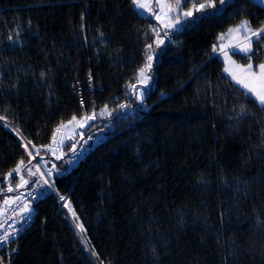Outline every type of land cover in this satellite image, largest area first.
I'll list each match as a JSON object with an SVG mask.
<instances>
[{
  "label": "trees",
  "instance_id": "16d2710c",
  "mask_svg": "<svg viewBox=\"0 0 264 264\" xmlns=\"http://www.w3.org/2000/svg\"><path fill=\"white\" fill-rule=\"evenodd\" d=\"M245 17L259 27L264 8L233 0L155 51L156 21L132 0H0V182L21 160L27 175L30 151L73 116L111 111L82 132L101 133L91 150L53 182L89 250L50 195L11 264H264V110L213 50ZM148 43L153 85L141 107L119 111L134 100ZM253 48L252 63L264 62V43Z\"/></svg>",
  "mask_w": 264,
  "mask_h": 264
},
{
  "label": "snow or ice",
  "instance_id": "6c2138e0",
  "mask_svg": "<svg viewBox=\"0 0 264 264\" xmlns=\"http://www.w3.org/2000/svg\"><path fill=\"white\" fill-rule=\"evenodd\" d=\"M157 2L161 6L163 15L168 17L169 22H164L163 20L161 21L163 23V27L166 29H176L177 25L195 24L200 18L221 15L223 14L227 6L233 4V0H157ZM189 2H191L190 7L188 6ZM259 3L264 5V0H259ZM132 4L138 9L147 7L143 0H132ZM170 13H176V15L173 17L169 15ZM157 19H161V17L157 16ZM153 32L157 36H159L158 29L153 28ZM232 34H236L242 37L241 42L232 45L233 55L243 54V57L249 61V63H247L246 65L237 66L240 69L239 75H237L236 73H232V78L236 81L237 84H239L243 89L246 90L244 94L247 95L253 103L258 104L259 107L264 110V62L258 63L256 65L252 63L253 57L255 55L253 45L264 43V23H262L259 27H253L251 19L247 17L242 18L234 27L228 29V35ZM221 35L222 37L224 36V34ZM164 36H168V32H165ZM9 39H12V37L9 36ZM163 42L164 41L162 39H159L156 42V46L159 47ZM146 47L148 50H150L149 54L147 55V63L138 70L139 78L145 86L151 79L150 75H148V71L152 68L153 56L151 54V51H154L151 43H148ZM213 50L215 51V47ZM226 71H228V69H226ZM41 75L43 76V73ZM144 95L145 93L138 92L137 100H140V102L142 103ZM128 107H130V105H120L121 110ZM101 111H107V106H105V108ZM4 119V116H0V120ZM76 119V116L72 117V121H76ZM94 119L95 113H93L92 115H84L79 121V126L84 127L89 121ZM72 121H69V123H72ZM61 127H64V125H61ZM53 139H55V134L53 136ZM28 143L31 142L29 141ZM61 143H63V141H61ZM74 147L75 145H73V148ZM23 166L24 161L21 160L14 169V172L20 173ZM47 175L51 176L52 173L48 172ZM12 176L13 172H9L8 177L11 178ZM44 182L48 183L47 180H45ZM27 183L28 181H23V184ZM21 186L22 185H17V188ZM50 187H54V185H50ZM13 190L14 189L11 186L8 188L9 192ZM60 199L64 200L65 198L61 196ZM8 203L9 199H5L4 204L7 205ZM73 216H75L74 212ZM77 227L79 228L80 232L84 234L82 235L81 239L85 244V250L88 251V244L90 242L87 240L86 230L82 224H78ZM12 242H14V237L12 234L5 232L3 235H0V244ZM91 251L92 254L97 255L94 249Z\"/></svg>",
  "mask_w": 264,
  "mask_h": 264
},
{
  "label": "built area",
  "instance_id": "2783aa9c",
  "mask_svg": "<svg viewBox=\"0 0 264 264\" xmlns=\"http://www.w3.org/2000/svg\"><path fill=\"white\" fill-rule=\"evenodd\" d=\"M89 86L93 83L90 76L87 79ZM97 142V141H96ZM96 142H92L91 138L80 139L73 152L64 160L63 167H53L51 160H45L48 171L52 173L50 179L36 166L28 169L29 183L11 192H5L0 196V235L5 232L12 234L14 242L0 244V264H11L12 257L17 255L19 251V239L30 229L36 215V205L44 202L50 195L57 197L58 203L62 209L66 208L67 197L61 200L54 187V179L60 175H66L70 169L81 160L91 150ZM47 180L48 183L44 181ZM9 199L7 205L4 200Z\"/></svg>",
  "mask_w": 264,
  "mask_h": 264
},
{
  "label": "rangeland",
  "instance_id": "374dc122",
  "mask_svg": "<svg viewBox=\"0 0 264 264\" xmlns=\"http://www.w3.org/2000/svg\"><path fill=\"white\" fill-rule=\"evenodd\" d=\"M252 1H254L256 4H258L259 6L264 8V5L260 4L259 0H252ZM143 2L147 5V7L143 8V9H138L133 4H132V7L135 9V11H137V13L139 15H141L143 17H147V18H152L156 21V27L158 28V31H159V36L156 35V42L159 39H162L165 42V36H164L165 32H168V33L169 32H176V31H180L181 29H183L184 25H177L176 29L164 28L163 23L161 21L162 20L164 22H169V21H168V17L163 15V13L161 11V6L157 2V0H143ZM169 15L174 17L176 15V13H170ZM157 16H160L161 19H157ZM223 34H225V33H223ZM221 36L222 35H220L217 43L214 46L215 52L221 51L223 49L225 42L227 40H229V37H221ZM228 36H230V38H232V39H235L238 37V35H236V34H232V35H228ZM156 42H155V47H156L155 51H158L163 46L164 42L162 44H160L159 47L156 46ZM149 52H148V54H149ZM153 52L154 51H151L152 56H153ZM153 61H154V58L152 60V64H153ZM146 63H147V59H146ZM148 75H150L149 71H148ZM150 77H151V75H150ZM152 85H153L152 84V77L148 81L147 85L145 86L141 82V79L139 78V73H138L137 78L135 80V83L131 84L129 86L130 96L131 97L133 96L134 100L130 103L129 102L125 103V105H130L132 103L134 107H141L143 105V102L141 103L140 100H137V93L138 92L147 93L151 89ZM123 110H125V109H123ZM123 110L120 109L119 111H123ZM110 115H111V111H108V110L104 111V112H102V111L97 112V114H95L96 122L94 124H96L98 121L102 120L103 117L106 116L105 118H107ZM80 119L81 118H77L76 121L70 120V121H72V123H69V121H68L66 123L61 124V125H64V127H61V125H59L56 128V130L54 131L55 139H53V137H52V141L49 145H47L46 147H43L41 149H34V151H30V156L33 159V161L29 167L36 166L39 169L42 168V170H43L42 172H45L48 179H50V176L47 175V173L49 171H48V168L46 167L47 165L44 161L49 159L52 161V163H54V164H52V166L58 168V165H56L55 160L61 159L66 154V152L68 150L70 152H73V150L76 147L77 140L79 138H83V136H84L82 131H81V127L79 126ZM54 134H53V136H54ZM101 136H102L101 133L91 132V133H88L87 136H85V138H91L92 142H96ZM61 141H63V143H61ZM73 145H75L74 148H73ZM39 150H42L41 154H39ZM14 173L15 172L13 171V174ZM15 174H18L19 182L16 181L14 184L12 177L9 178L8 175H6L5 179L0 182V192L4 189L8 190V188L10 186L12 188H14V187H17V185L23 184V182L20 181L24 177V173H23L22 169H21L20 173H15ZM3 184H4V186H3ZM66 210L69 214L70 220L74 224L73 213L71 212L70 206L68 207V204L66 205ZM74 226H75L76 230L80 233V230L77 227V224H74Z\"/></svg>",
  "mask_w": 264,
  "mask_h": 264
},
{
  "label": "crops",
  "instance_id": "0c3cea01",
  "mask_svg": "<svg viewBox=\"0 0 264 264\" xmlns=\"http://www.w3.org/2000/svg\"><path fill=\"white\" fill-rule=\"evenodd\" d=\"M222 37V36H221ZM223 37H229V40H227L223 46V49L221 51H218L216 52L217 56H219V58L221 59V61L223 62L224 64V74L236 85L238 86L239 88H241L242 90H244L246 92L245 89H243L239 84L236 83V81L232 78V73H236L237 75H239V72H240V69L237 67L241 64L237 63L232 54H233V48H232V45L234 44H238L239 42L242 41V37L241 36H238L237 38L235 39H232L230 38V36H228V31L225 32L224 36ZM221 39V38H220ZM237 52H238V49H237ZM243 55V54H241ZM234 62V63H233ZM226 69H228V71H226ZM22 171H23V168H21ZM24 173V172H23ZM13 176H16L17 177V181L19 182V178H18V174H13ZM28 181L29 183V178L26 174H24V177L23 179H21L20 181L23 182V181ZM27 183V184H28ZM27 184H22L21 187H24L26 186ZM19 187V188H21ZM17 188V187H16ZM8 191V190H6ZM4 192V191H3Z\"/></svg>",
  "mask_w": 264,
  "mask_h": 264
},
{
  "label": "water",
  "instance_id": "95a60500",
  "mask_svg": "<svg viewBox=\"0 0 264 264\" xmlns=\"http://www.w3.org/2000/svg\"><path fill=\"white\" fill-rule=\"evenodd\" d=\"M96 122V120H91L89 121L84 127H81V131L85 132L87 131L94 123Z\"/></svg>",
  "mask_w": 264,
  "mask_h": 264
}]
</instances>
